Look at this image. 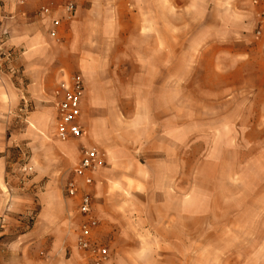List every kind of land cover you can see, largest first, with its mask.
Masks as SVG:
<instances>
[{
  "label": "crops",
  "instance_id": "1",
  "mask_svg": "<svg viewBox=\"0 0 264 264\" xmlns=\"http://www.w3.org/2000/svg\"><path fill=\"white\" fill-rule=\"evenodd\" d=\"M68 2L74 5L70 17L65 12ZM41 7L48 8L51 16L41 14ZM51 18L60 21L58 37L69 36L65 41L68 46H41L47 37H51ZM144 21L149 22L151 30L147 31ZM103 25L109 26L108 31ZM80 27H83L82 33H79ZM120 27H125L122 28L125 32L122 39L116 37ZM104 32L112 34V39ZM179 42L186 43V58H210L215 61L214 67L219 65L201 71L217 82L209 84L203 80L197 88L217 90V96L224 95L227 100L234 98L227 91L244 93L237 104L250 108L253 121L264 122V0H0V54L10 51L14 55V60L5 65L12 72H0V209L10 203L7 208L10 213L13 210L28 214L32 220L29 230L16 237H10L17 233L14 225L9 233L7 231L6 235L10 236L0 242V264H91L85 254L75 250L67 252L60 249V244L57 256L49 255L50 236L62 234L65 216L49 207L36 208L39 200L47 201L51 196V199L62 198L66 206L74 204L76 210L78 200L66 198L63 192L59 194L56 185L60 173L66 174L64 185L74 177L73 170H69L70 162L79 161L80 147L98 153L101 150L105 157L106 165L98 169L93 175V184L85 189L92 198L91 216L96 221L92 238L108 249L105 264H177L171 253L156 259L153 251L193 249L189 235L194 229L192 204L188 199L178 201L177 196L168 192L169 185L164 183L160 194L147 195L142 189L135 193L127 184L124 187L128 190L108 192L114 181L120 178L137 186L139 182L135 174H142L146 167L141 161H151L148 159L154 158L151 156L157 148L162 151L158 153L159 157L165 155L164 164L170 173L176 169L177 143L172 141V132L166 145L159 147L151 142L148 147H140L139 138L131 141L129 137L114 135L115 129L125 123L109 107L121 102L119 97H114L119 88L132 97V92L136 91L148 90L155 94L156 90L162 89L163 74H169V85L164 87L170 90V101L166 106L169 107L170 120L176 118L173 107L177 104L178 69L175 60L179 56ZM114 58L123 59L119 67L117 65L121 75L117 71L116 77L110 75L117 73L113 71L115 68L111 69L115 66ZM222 63L225 66L221 67ZM195 72L194 66L186 68V88L193 85L189 79ZM105 74L112 78L108 80L110 77ZM69 76H78L83 82L79 142L58 144L56 147L63 155L51 168L42 164L41 175L29 181L33 185L30 193L13 195L15 186L5 179L6 152L23 144L32 153L38 150L33 139L38 133L32 128L44 131L48 116L53 113L52 92ZM20 86L24 93L20 92ZM154 94L150 92L147 100L156 102ZM22 97L29 102L31 112L20 125L14 116L22 105ZM187 104L193 105V102L187 99ZM99 106L106 108L99 109ZM189 115L193 116L188 112ZM34 156L37 157V151L31 157ZM128 165L131 170L124 173L121 167ZM168 175L171 178V174ZM44 178V191L35 192ZM102 180L103 185L100 184ZM4 192L9 193V199ZM150 198L175 206L158 220L143 218L139 214L143 203ZM178 202H185V210H180V216ZM111 203H118L122 212H113ZM179 217L185 218L184 231L178 230ZM79 223L78 218L65 220L68 230L73 232ZM137 223L141 224L138 229L134 228ZM153 223L155 227L151 226ZM178 233L181 234L180 240ZM139 236L144 240L139 241ZM141 250L144 252H137Z\"/></svg>",
  "mask_w": 264,
  "mask_h": 264
},
{
  "label": "rangeland",
  "instance_id": "2",
  "mask_svg": "<svg viewBox=\"0 0 264 264\" xmlns=\"http://www.w3.org/2000/svg\"><path fill=\"white\" fill-rule=\"evenodd\" d=\"M150 22L152 23V21ZM143 23L146 24L147 31L152 29L148 21ZM121 24L122 21L119 22V25ZM103 26L108 31L109 26ZM122 28H118L120 33L116 35V37L120 36L121 39L125 34L122 32ZM82 32L83 27H80L79 33ZM104 34L111 36V39L113 37L112 34L108 35L106 32ZM68 37H47L41 46L64 48L69 44L65 42ZM119 47L123 48L121 44ZM178 53L179 56L175 60L178 69L177 104L173 107L176 111L173 113H177L176 118L172 117V121L170 120L169 107L166 106L170 101V90L164 87L169 85V74H163L162 89L156 90L155 94L154 91L148 90L136 91L132 92L134 93L132 97L127 91L119 88L115 91L114 97H119L121 102L109 107L125 123L124 128L119 125L121 128L115 129L114 135L129 137L131 141L139 138L140 147H148L151 142L156 143L155 145H159V147L163 144L166 145L169 133L172 132V141L177 143V153L174 157L175 171L170 173L168 166L164 164L165 155L163 158L159 157L158 153H162V151L157 148L154 150L155 154L151 156L154 158L148 159L151 161H146L147 159L141 161L146 167L142 174H135V178L139 182L136 183L137 186H133L134 182L129 183L127 179L126 181L124 178L122 180L120 178L114 181L108 192L112 194L122 192L124 189L128 190L127 187H124V184H127L129 189H134L135 193H139L142 189V193L147 192V195L160 194L165 183L167 186L169 185L167 187L168 192L170 191L174 196H177L178 201L181 199L190 200L194 229L193 233L189 235L193 242V249L155 250L153 252L156 259L171 253L173 262L177 264H264V122L253 121L249 115L250 108L237 104L241 96L245 95L244 93L235 94V91H227L229 96L234 95V98L227 100L224 95L217 96V90L197 88L203 80L209 84L217 82V79L210 78L208 74L204 75L201 72L202 68L206 71L213 68L214 59L186 58L185 42L178 43ZM122 60V58L112 59L115 66L111 69L115 68L113 71H119V76L121 71L117 69V65L119 67ZM189 66H194L196 72L189 79L193 85L190 84L189 88H186L185 71ZM223 66H225L224 63L221 67ZM108 68L107 71H109ZM132 69L135 70V68ZM132 69L130 70L132 71ZM116 74L118 72H113L110 75L116 77ZM19 88L20 92L24 93L22 87ZM150 92L155 95L156 102L147 100L150 98ZM187 99L193 102V105H188ZM98 108L105 109L106 107L99 106ZM30 112L29 102L25 100V97H22V105L14 119L23 125ZM188 112L192 113L193 116H188ZM191 117L193 120H190ZM32 130L38 133V137H33L38 150H34L32 153L23 144L9 148L6 152L5 179L9 184L15 186L13 195L21 194L20 196H24V194L30 193L33 185L31 186L29 181L35 176L41 175L42 164L45 163L51 168L63 155L56 147L61 142L53 136V113L48 116L44 131L35 128ZM78 142V140L68 141L65 144ZM82 149L84 148H78V157H80ZM35 151H37V157L32 158L31 156L35 154ZM99 154L103 159V165H106L104 153L100 150ZM160 158L162 159L159 160ZM77 161L71 160L69 170L74 169ZM121 168L124 173H129L131 170L129 165L126 168L123 166ZM43 171L47 173V170ZM168 174H171V178L168 177ZM65 175L60 173L57 176L56 189L59 194L63 192ZM103 182L102 180L100 184ZM45 183L46 178L40 180L38 189L34 191L43 192ZM4 194L9 199V193L4 192ZM48 197L47 201L39 200L38 204L34 200V203L37 204L36 208L49 207L61 216H65V220L77 218L74 204L68 203L66 206L62 198L55 196V199H51V196ZM22 203H25V200ZM181 203L178 202L177 207L179 216L180 210L183 212L185 210V202ZM8 204L10 203L0 209V212L5 209L7 211L8 227L6 233L7 231L9 233L12 225L15 226L14 229L17 233L11 234V236L5 233L0 242L5 237H16L25 233L31 227L32 220L28 214L13 210L10 213V210L7 209ZM135 204L137 205V203ZM111 205L114 206L111 208L113 212H122L118 203H111ZM173 205L174 203L171 205V203H162L150 198L143 203L142 213L139 216L158 220L165 211L171 209V206L173 208ZM134 208L132 207V209ZM25 212L27 213V211ZM65 220L61 225L65 226L62 234H55L58 240L54 235L50 236L51 244L48 251L51 252L49 255H52L53 258L57 256L58 244H60V249H65L67 252L70 250L78 251L75 247L76 230L74 232L69 231L65 225ZM178 223V230L184 231L185 218L179 217ZM134 226L138 229L141 224L137 223ZM151 226L155 227V223ZM177 237L180 240L181 234L178 233ZM138 240L144 239L139 236ZM137 252L142 253L144 251Z\"/></svg>",
  "mask_w": 264,
  "mask_h": 264
},
{
  "label": "built area",
  "instance_id": "3",
  "mask_svg": "<svg viewBox=\"0 0 264 264\" xmlns=\"http://www.w3.org/2000/svg\"><path fill=\"white\" fill-rule=\"evenodd\" d=\"M257 2L254 1V4ZM74 5L68 2L65 12L72 14ZM40 13L51 16L46 7L40 8ZM60 21L51 18L50 36L58 38ZM14 60L12 52H1L0 72H12L5 68L6 64ZM83 97V82L78 76H69L62 80L53 90L50 104L53 110V136L59 142L75 141L81 137L82 130L79 125L81 115V100ZM103 166L101 155L94 149H82L80 159L76 163L74 177L63 186V194L66 198L78 200L76 217L80 223L75 231V247L85 254L91 264H105L108 260V249L93 240L92 235L96 228V221L91 216L92 198L86 188L93 184V175ZM25 170V169H24ZM8 227V215L6 209L0 212V240L5 235Z\"/></svg>",
  "mask_w": 264,
  "mask_h": 264
}]
</instances>
